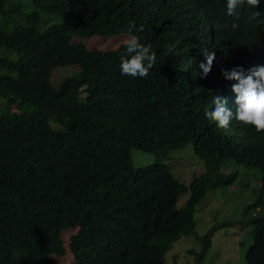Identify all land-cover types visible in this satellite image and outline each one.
Listing matches in <instances>:
<instances>
[{
	"label": "trees",
	"instance_id": "trees-1",
	"mask_svg": "<svg viewBox=\"0 0 264 264\" xmlns=\"http://www.w3.org/2000/svg\"><path fill=\"white\" fill-rule=\"evenodd\" d=\"M31 2L72 22L39 30L40 14L32 10L20 12L23 22L10 30L0 28V47L15 53L0 54V264H57L70 227L76 264H167L166 249L184 234L200 243L191 251L198 264L215 226L198 233L195 207L207 190L233 184L236 174L220 171L227 159L259 171L244 217L264 198V132L235 119L223 129L205 117L215 109L214 94L235 109L236 81L224 79L221 68L241 66L247 74L264 66V26L246 23V3L237 8L239 19L228 16L225 0ZM258 10L264 17V0ZM130 25H143L132 34L156 53L146 78L121 74L122 42L102 50L71 41L129 34ZM207 51L215 60L201 78ZM72 64L78 75L53 87L52 69ZM188 141L204 172L187 184L163 162L130 165L131 147L168 151ZM251 222L245 263L264 264V216ZM226 224L233 222L219 223Z\"/></svg>",
	"mask_w": 264,
	"mask_h": 264
},
{
	"label": "rangeland",
	"instance_id": "rangeland-1",
	"mask_svg": "<svg viewBox=\"0 0 264 264\" xmlns=\"http://www.w3.org/2000/svg\"><path fill=\"white\" fill-rule=\"evenodd\" d=\"M32 10H37L40 14L39 30H43L53 23L72 22L71 16L48 12L33 4L31 0H3L2 9L0 10V28L10 30L14 24L23 22L20 12L24 13ZM127 36L126 32L110 36L99 34L89 37L74 35L71 41H82L86 47L96 46L102 50H108L119 46ZM1 53L15 55L13 51H7L3 47H0ZM78 73V65L56 66L52 69V86L56 87L64 77L77 76ZM4 104L5 99L0 96V112L4 108ZM31 108L32 106L23 107L24 110ZM11 111L18 112L13 106H11ZM129 156L130 165L133 168L151 165L156 162L165 163L173 175L184 184H187L193 175L198 176L204 172L202 162L193 153L189 141L168 151L152 152L131 147ZM220 171L222 173L234 172L236 178L231 186L207 190L195 207L193 217L195 230L198 233H203L208 227L215 226L210 239V246L198 264H246L245 251L252 241L251 221L256 217L264 216L263 198L260 205L244 217L245 207L256 199L259 171L256 167L247 168L243 165H237L229 159L223 163ZM187 198L188 191L180 195L177 206H183ZM240 219L243 221L240 222ZM222 220L233 222V224L219 225ZM75 231L76 227L63 230L64 254L54 256V261L57 264H76L68 246L69 236ZM199 247L200 243L193 235H181L171 241L166 249L165 262L167 264H195V255L191 251L197 252Z\"/></svg>",
	"mask_w": 264,
	"mask_h": 264
},
{
	"label": "clouds",
	"instance_id": "clouds-1",
	"mask_svg": "<svg viewBox=\"0 0 264 264\" xmlns=\"http://www.w3.org/2000/svg\"><path fill=\"white\" fill-rule=\"evenodd\" d=\"M246 3L247 15L246 23L256 27L264 26V17L258 10L260 0H225L226 13L239 19L237 12L239 5ZM232 29H238L239 24L233 22ZM143 31V25L138 29L130 25L127 38L123 39L122 47L124 51L120 54V71L122 75L133 78H146L150 69L156 65V53L151 44H144L133 31ZM215 52H205V61L199 64L201 78H205L211 71ZM221 74L226 80H234L231 85L235 93L234 111L225 107L226 98L214 94L212 104L215 105L213 111L206 110L205 117L216 122L217 126L227 129L230 122L235 119L243 125L252 126L257 132H264V66H253L247 70V74L241 66L231 69L221 68Z\"/></svg>",
	"mask_w": 264,
	"mask_h": 264
}]
</instances>
